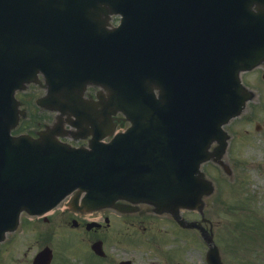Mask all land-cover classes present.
Listing matches in <instances>:
<instances>
[{
	"label": "water",
	"instance_id": "water-1",
	"mask_svg": "<svg viewBox=\"0 0 264 264\" xmlns=\"http://www.w3.org/2000/svg\"><path fill=\"white\" fill-rule=\"evenodd\" d=\"M114 12L123 18L110 28ZM263 57L264 0H0V241L21 211L77 188L92 209L119 198L200 205L211 189L197 164L247 96L239 71ZM39 71L49 93L38 101L61 115L39 138L13 136L15 90ZM90 82L108 89L100 106L82 97ZM119 109L133 126L101 141ZM64 114L93 134L89 148L57 139ZM41 254L35 264H48Z\"/></svg>",
	"mask_w": 264,
	"mask_h": 264
},
{
	"label": "rangeland",
	"instance_id": "rangeland-1",
	"mask_svg": "<svg viewBox=\"0 0 264 264\" xmlns=\"http://www.w3.org/2000/svg\"><path fill=\"white\" fill-rule=\"evenodd\" d=\"M263 73L264 66L244 73L245 81L250 87H254L257 94L246 109L243 117L237 119L234 124L236 132L233 147H231L233 158L230 160L231 163L237 164L234 172V191L229 180L218 177L220 191L223 192L222 196H227L228 200L225 197L221 198L216 193L205 199L206 215L211 218L214 229L220 231L226 241L229 239L226 233L231 232L230 244L227 247L223 245V257L227 264H241V262L244 264V260L252 261V264H264V240L261 230L255 228L253 221L255 219L260 223L258 224L264 234ZM42 92L38 87L30 88V93L40 95ZM252 104L255 105L254 113H252L254 109L251 108ZM256 106H258L257 111ZM34 110L42 117L47 114L44 111H39L38 108H34ZM29 122L30 119L23 122V124H28ZM259 123L261 124V129L257 130L256 125ZM241 137H243V140L240 143ZM74 142L80 144L81 140ZM209 168L215 173L212 166H209ZM138 215L136 213L133 217L137 218ZM90 218L95 217L92 215ZM230 218H232V221H229ZM48 220L47 222L42 221L37 216H31L24 212L19 228L14 232L8 233L6 240L0 246V264H31L35 253L46 244L54 246L56 257L54 264H80V258L78 257L80 254L77 253H81V251H71V249L75 250L76 246L84 247L83 249L86 248V245L80 240L78 242L79 245H77L79 235L76 232H68L59 228L60 223H66L60 220L59 209L53 211L49 215ZM134 221L137 220L134 219ZM229 222L233 223L230 225ZM123 226L128 230L126 224ZM111 231L113 233L112 239H115L114 236L127 238L125 234L123 235L115 228L107 231L105 235L110 236ZM115 231H117L116 235H114ZM78 232L88 244L90 234L82 230H78ZM125 241L129 240L125 239ZM226 241L224 244H226ZM110 249L117 252L120 247L113 244ZM123 254L124 252H121V255ZM85 256L88 257V264H98V259L93 255ZM153 258L156 259V257Z\"/></svg>",
	"mask_w": 264,
	"mask_h": 264
},
{
	"label": "flooded vegetation",
	"instance_id": "flooded-vegetation-1",
	"mask_svg": "<svg viewBox=\"0 0 264 264\" xmlns=\"http://www.w3.org/2000/svg\"><path fill=\"white\" fill-rule=\"evenodd\" d=\"M87 91L91 93L93 89L89 87L87 88ZM68 204L69 201L66 202L64 207H61V215L67 218L66 221L74 226V229L89 233L90 242L97 239L104 240L101 235H104L110 229L115 228L120 233H123V235H126L127 238L124 237L125 239L143 245V243H145L144 232V234H147L148 238L155 244V250L166 256L163 264H187V254L184 251L185 246L182 243L184 238L181 237V230L184 228L181 227L177 221L158 219V217L164 215L154 213L151 206L140 204L136 212L133 213H122L115 210L110 211V209H104L95 212L93 214L95 217L93 220H87L86 214L80 211L71 210L67 207ZM136 213L139 215L137 218H134L133 215ZM134 219L137 221H134ZM88 222H96V225L88 229ZM124 224L127 225L128 230L124 228ZM152 242L147 243L146 248L152 249ZM167 244H173L176 246L168 249L166 246ZM144 245L137 247L136 252L142 250ZM106 256L107 254L103 256V258ZM195 259H197V254L194 252L193 260ZM114 264H117V262L115 261ZM195 264H199V262H196Z\"/></svg>",
	"mask_w": 264,
	"mask_h": 264
}]
</instances>
